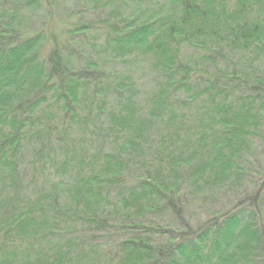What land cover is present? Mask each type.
Wrapping results in <instances>:
<instances>
[{"label":"trees","instance_id":"16d2710c","mask_svg":"<svg viewBox=\"0 0 264 264\" xmlns=\"http://www.w3.org/2000/svg\"><path fill=\"white\" fill-rule=\"evenodd\" d=\"M83 1L0 0V264H264V0Z\"/></svg>","mask_w":264,"mask_h":264},{"label":"rangeland","instance_id":"374dc122","mask_svg":"<svg viewBox=\"0 0 264 264\" xmlns=\"http://www.w3.org/2000/svg\"><path fill=\"white\" fill-rule=\"evenodd\" d=\"M87 2V0H86ZM86 2L83 1L84 4H80V5H85L84 8H82V10H84L83 12H85L83 15L80 14L79 11H77L75 13V11H72L71 12V15L76 19V20H79L81 17H83L84 19L88 20V19H97V18H103L104 16H106V12H107V9L102 7V9L100 11H98L97 9H93V10H90L88 7H86ZM129 3H131L132 1H128ZM118 4V2H117ZM71 11V9H67V12ZM122 11L125 12L127 11L124 7L122 8Z\"/></svg>","mask_w":264,"mask_h":264}]
</instances>
